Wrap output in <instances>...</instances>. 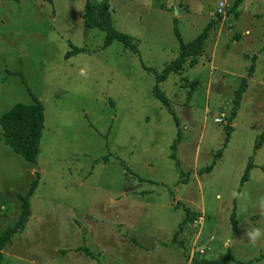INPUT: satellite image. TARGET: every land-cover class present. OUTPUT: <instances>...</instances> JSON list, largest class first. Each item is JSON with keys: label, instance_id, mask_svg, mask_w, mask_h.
I'll use <instances>...</instances> for the list:
<instances>
[{"label": "rangeland", "instance_id": "374dc122", "mask_svg": "<svg viewBox=\"0 0 264 264\" xmlns=\"http://www.w3.org/2000/svg\"><path fill=\"white\" fill-rule=\"evenodd\" d=\"M104 1L137 53L103 48L104 33L82 24L85 0H0V116L44 108L35 163L0 128V234L37 181L0 264H264V235L246 236L264 234V0H241L222 27L217 18L213 54L218 0L142 22ZM205 31L197 63L160 80L177 34L190 43Z\"/></svg>", "mask_w": 264, "mask_h": 264}, {"label": "trees", "instance_id": "16d2710c", "mask_svg": "<svg viewBox=\"0 0 264 264\" xmlns=\"http://www.w3.org/2000/svg\"><path fill=\"white\" fill-rule=\"evenodd\" d=\"M237 5V4H236ZM114 7L100 0H85L82 11V24L86 28L98 29L104 33L103 48L110 46L114 41H118L125 47H129L134 53H137L136 47L131 43L128 36L115 31L111 24V14ZM206 32H203L198 38L190 43H183L177 34L180 41V52L178 57L170 64L165 66L162 79L165 80L170 73H180L184 66H192L197 63V57L202 53V45L206 38ZM159 79V78H158ZM155 96L166 104L165 97L157 87L154 90ZM167 105V104H166ZM234 118L231 115L229 121ZM44 125V108L41 103L36 101L34 104H17L3 115L0 116L1 138L10 149L19 155L22 159L29 163H35L39 152L40 140ZM264 135V134H263ZM263 135L254 146V151H257L262 144ZM251 167L248 165L247 169ZM264 173V168L262 169ZM247 180V172L243 176L242 181ZM37 181L31 185L30 191L26 197H20L21 213L18 222L14 227H9L0 234V258L1 251L10 242L12 236L26 221L29 216L28 196H30ZM226 258V257H225ZM202 264H224L223 261H203Z\"/></svg>", "mask_w": 264, "mask_h": 264}, {"label": "crops", "instance_id": "0c3cea01", "mask_svg": "<svg viewBox=\"0 0 264 264\" xmlns=\"http://www.w3.org/2000/svg\"><path fill=\"white\" fill-rule=\"evenodd\" d=\"M100 1H104V0H100ZM123 1H124V4H126V5L129 4L130 6H134V8L137 12L136 16H135V20L138 22H142V21H144V18H146V16L148 15L149 12L156 11V10H157V12L164 15V17L165 16L167 17V15H169V10L174 9L175 10V16L177 18L178 16H180V13H184V12L186 13L189 7L193 8L194 2L196 0H123ZM220 1H226L227 2L228 7H229L228 12L229 11L233 12V10H235V9L240 10L239 7L242 6L241 0H218V2H220ZM104 2H107V1H104ZM121 6H123V5H121ZM216 7H217V5L215 6L214 16L213 17H210V15L208 16L209 17V23L207 25V27L213 28L215 26V29L217 28V34L215 37L214 49H213L212 54L214 53L216 47L218 46V40L220 39V36H221L222 32L224 31V30H222V28L219 29V26L217 24L218 16L216 15ZM126 10H128V9H126ZM139 11H141V13H139ZM245 12H246V10H245ZM126 15H128V13H126ZM262 15H264V11L262 12ZM171 19H173L172 15H171ZM223 25H224V23L220 24L221 27ZM244 34L246 36L250 35L249 31L247 29L245 30ZM212 60H213V57H212ZM211 63H213V61H211ZM211 66H212V64H211ZM212 69H213V67H212ZM213 70H215V69H213ZM221 71L226 72V71H224V69H222ZM249 81H252V79L249 78ZM193 219L194 218H191L190 221L192 222ZM198 236H199V234L195 237V239L193 241V245L199 239ZM190 258H191V256H189V259Z\"/></svg>", "mask_w": 264, "mask_h": 264}, {"label": "built area", "instance_id": "2783aa9c", "mask_svg": "<svg viewBox=\"0 0 264 264\" xmlns=\"http://www.w3.org/2000/svg\"><path fill=\"white\" fill-rule=\"evenodd\" d=\"M228 10H229V7H228V4H227L226 1L218 2L217 7H216V15L219 17L221 24L224 23V21H225L224 19H225V16H226ZM214 122L215 123H220L221 121H220L219 118H215ZM201 222H202V219L195 220V221H193V225L194 226L200 225Z\"/></svg>", "mask_w": 264, "mask_h": 264}, {"label": "clouds", "instance_id": "9594fccd", "mask_svg": "<svg viewBox=\"0 0 264 264\" xmlns=\"http://www.w3.org/2000/svg\"><path fill=\"white\" fill-rule=\"evenodd\" d=\"M86 73H85V69L84 68H81V70H80V75L81 76H84ZM237 195H239L238 193H233V196H237ZM260 206L261 207H264V200H262L261 202H260ZM262 235H264V234H262V232L260 231V229H253L251 232H247L246 233V236H247V238H248V240L251 242V243H253V244H255V242L258 240V239H260V237L262 236Z\"/></svg>", "mask_w": 264, "mask_h": 264}]
</instances>
